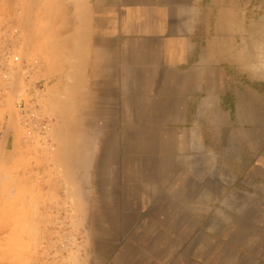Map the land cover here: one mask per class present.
<instances>
[{
  "label": "crops",
  "instance_id": "1",
  "mask_svg": "<svg viewBox=\"0 0 264 264\" xmlns=\"http://www.w3.org/2000/svg\"><path fill=\"white\" fill-rule=\"evenodd\" d=\"M88 2L93 263L264 264V0Z\"/></svg>",
  "mask_w": 264,
  "mask_h": 264
},
{
  "label": "rangeland",
  "instance_id": "2",
  "mask_svg": "<svg viewBox=\"0 0 264 264\" xmlns=\"http://www.w3.org/2000/svg\"><path fill=\"white\" fill-rule=\"evenodd\" d=\"M253 6L246 20L261 28L263 54L264 13ZM88 45V0H0V264H94L86 213L100 127L86 88ZM262 54L248 64L264 79ZM21 113L48 124L22 138Z\"/></svg>",
  "mask_w": 264,
  "mask_h": 264
},
{
  "label": "built area",
  "instance_id": "3",
  "mask_svg": "<svg viewBox=\"0 0 264 264\" xmlns=\"http://www.w3.org/2000/svg\"><path fill=\"white\" fill-rule=\"evenodd\" d=\"M17 58H14V61H16ZM18 108H20L18 106ZM22 110V109H21ZM28 116L27 114L25 113H21V120H19V127L20 129L23 131V135H22V138H25V139H30L33 137V134L35 132H37V130L40 132V129L46 127L47 124L43 125L42 127H38V121L40 120H34L33 121H30L28 119Z\"/></svg>",
  "mask_w": 264,
  "mask_h": 264
},
{
  "label": "bare ground",
  "instance_id": "4",
  "mask_svg": "<svg viewBox=\"0 0 264 264\" xmlns=\"http://www.w3.org/2000/svg\"><path fill=\"white\" fill-rule=\"evenodd\" d=\"M51 1H52V0H51ZM81 1H82V0H81ZM34 2H35V1H34ZM37 2H38V1H37ZM40 2H41V1H40ZM64 2H65V1H64ZM76 2H77V1H76ZM56 3H58V2H56ZM65 3H66V2H65ZM80 3H81V2H80ZM80 3H79V4H80ZM30 4H31V2H30ZM41 4H42V3H41ZM66 4H67V3H66ZM70 4L72 5V4H74V3H70ZM34 5H36V3H35ZM37 5H38V4H37ZM52 5H53V4H52ZM52 5H51V6H52ZM53 6H54V5H53ZM62 6H63V4H62ZM81 6H82V5H81ZM73 7H74V6H73ZM56 8H57V6H56ZM61 8H62V7H61ZM83 8H85V7H83ZM63 9H64V7H63ZM67 9H68V8H67ZM73 9H74V8H73ZM74 10H75V9H74ZM80 10H81V9H80ZM59 11H60V10H58V12H59ZM64 11H65V10H64ZM75 11H77V10H75ZM58 12H57V13H58ZM78 12H79V11H78ZM82 12H83V11H82ZM83 13H84V12H83ZM85 13H86V12H85ZM62 14H63V13H62ZM71 17H72V16H71ZM71 17H70V18H71ZM83 17H84V16H83ZM59 19L61 20V18H59ZM68 19H69V18H68ZM64 21H65V20H64ZM55 22H56V21H55ZM62 22H63V21H62ZM65 22H66V21H65ZM51 24H52V23H51ZM53 24H54V22H53ZM84 24H85V23H84ZM85 25H86V24H85ZM52 26H54V25H52ZM62 26H63V23H62ZM82 26H83V25H82ZM63 27H64V26H63ZM60 28H61V27H59V29H60ZM81 33H82V32H81ZM80 35H81V34H80ZM82 35H83V34H82ZM83 36H84V35H83ZM85 36H87V35H85ZM77 37H79V36H77ZM57 38H58V37H57ZM62 38H63V37H62ZM64 38H65V37H64ZM76 39H77V38H76ZM81 39H82V38H81ZM62 41H63V40H62ZM69 42H70V41H69ZM80 42H82V41L80 40ZM54 43H55V42H54ZM77 45H78V44H77ZM79 46H80V45H79ZM69 47H71V46H69ZM75 47H76V48H74V49L77 50V49H78L77 46H75ZM253 48H254L255 51H257V54H262V53H258V51H259V47H258V46H255V47H253ZM65 49H66V48H65ZM69 51H72V50H69ZM78 51H79V50H78ZM78 51H77V52H78ZM263 51H264V50H263ZM75 52H76V51H75ZM71 53H72V52H71ZM78 54H81V52H78ZM71 55H72V54H70V55H68V56H71ZM262 55L264 56V52H263ZM67 58H68V57H67ZM69 59H70V58H69ZM13 60H14V59H13ZM17 61H18V58H17ZM95 61H97V60L95 59ZM14 63H15V62H14ZM96 63H97V62H95V64H96ZM12 64H13V62H12ZM76 68H77V67H76ZM79 68H80V67H79ZM77 69H78V68H77ZM75 70H76V69H75ZM75 70H74V71H75ZM77 71H79V69H78ZM72 73H73V72H72ZM74 73H76V72H74ZM76 83H77V82H76ZM74 87H75V84H74ZM76 87H77V86H76ZM73 90H74V89H73ZM73 90H72V92H73ZM75 90H76V89H75ZM66 91L68 92V90H66ZM69 92H71V91H69ZM75 93H77V92L74 91V94H75ZM77 94H78V93H77ZM67 95H68V94H67ZM71 95H72V93H71ZM69 96H70V95H69ZM72 97H74V96H72ZM68 98H69V97H68ZM70 100H71V98H70ZM63 101H64V99H63ZM65 101H66V100H65ZM65 101H64V102H65ZM67 101H68V100H67ZM67 101H66V102H67ZM72 102H73V101H72ZM61 103H62V102H61ZM71 104H72V103H71ZM71 104L69 103V106H70ZM64 105H65V104H64ZM60 107H62V104H61ZM63 107H64V106H63ZM65 107H66V105H65ZM57 108H58V107H57ZM66 108H67V107H66ZM66 108H65V109H66ZM69 108H71V107H69ZM60 109H62V108H60ZM67 109H68V108H67ZM63 110H64V109H63ZM64 111H65V110H64ZM64 111H63V113H64ZM68 111H69V110H68ZM66 112H67V110H66ZM67 114H68V112H67ZM69 114H70V112H69ZM64 117H65V115H64ZM68 118H69V117H68ZM66 119H67V118H65V121H66ZM69 119H70V118H69ZM68 121H70V120H68ZM72 121H73V120H72ZM75 121H76V120H75ZM63 122H64V121H63ZM63 122H62V123H63ZM46 124H48V123H46ZM68 124H69V123H68ZM74 127H75V126H74ZM49 129H50V128H49ZM65 130H66V129H65ZM65 130H64V133H65ZM67 131H68V130H67ZM70 131H71V130H70ZM75 131H76V130H75ZM46 132H47V131H46ZM72 133H73V130H72ZM35 135H36V134H35ZM45 135H46V134H45ZM67 135H68V134H67ZM70 135H71V134H69V136H70ZM72 135H73V134H72ZM75 135H76V134H75ZM64 136H66V134H65ZM69 136H68V137H69ZM77 136H78V135H77ZM61 138H63V137H61ZM70 138H71V137H70ZM70 138H69V139H70ZM73 138H75V137H73ZM76 138H77V137H76ZM31 139H32V138H31ZM71 139H72V138H71ZM71 139H70V140H71ZM65 140H66V139H65ZM76 141H77V140H76ZM78 142H79V141H78ZM71 143H73V142H71ZM65 144H66V143H65ZM75 144H76V143H75ZM67 145H68V144H67ZM68 146H70V145H68ZM72 146H74L72 149H75V145H72ZM76 146H77V145H76ZM66 151H67V150H66ZM69 172H70V171H69ZM68 174H69V173H68ZM69 175H71V174H69ZM69 179H70V177H69ZM69 184H70V182H69Z\"/></svg>",
  "mask_w": 264,
  "mask_h": 264
}]
</instances>
